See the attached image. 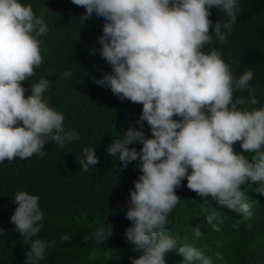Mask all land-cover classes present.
<instances>
[{"label":"clouds","instance_id":"clouds-1","mask_svg":"<svg viewBox=\"0 0 264 264\" xmlns=\"http://www.w3.org/2000/svg\"><path fill=\"white\" fill-rule=\"evenodd\" d=\"M104 18L100 47L92 49L111 65L95 82L108 87L121 100L142 103L137 124L146 121L151 136L130 126L115 138L106 152L122 162L139 159L141 170L130 190L125 213L132 224L124 233L128 242L141 250L129 257L131 264H166L165 253L175 249L183 256L181 264H213L212 259L190 243H179L168 234V214L179 202L174 191L186 177L187 187L201 198L251 216V204L241 185L259 182L257 192L264 194V106L241 108L235 89L248 87L253 71L234 78L230 64L213 48L205 45L215 36L224 41L237 22L239 0H73ZM215 6L227 19L213 22L209 17ZM210 28L213 31L210 32ZM48 32L43 14L22 0H0V163L5 158L43 156L49 141L63 146L79 139L76 129L66 130L64 114L44 98L49 80L41 77L31 83L25 95L24 81L42 62L39 39ZM71 73L65 71L67 77ZM250 102L256 104L254 95ZM174 116L180 118H174ZM240 141L244 152L234 151ZM142 144L139 151L130 147ZM79 160L84 171L96 165L95 148L84 147ZM246 153H251L249 157ZM17 203L10 217L15 230L29 239L27 259L39 264L48 242L36 236L44 214L40 197L18 190ZM214 214L205 219L213 227ZM6 229L0 227V233ZM110 233L103 226L94 237L105 241ZM199 230L197 235H199ZM35 237V238H34ZM64 241L71 239L65 233ZM84 239H88L87 236ZM219 255V254H217Z\"/></svg>","mask_w":264,"mask_h":264},{"label":"trees","instance_id":"trees-1","mask_svg":"<svg viewBox=\"0 0 264 264\" xmlns=\"http://www.w3.org/2000/svg\"><path fill=\"white\" fill-rule=\"evenodd\" d=\"M22 2L31 4L37 15L42 13L48 25V32L39 37L42 62L24 81L25 95L30 94L31 83L47 78L50 83L44 98L64 114V128L76 129L79 139L63 146L49 141L43 156L34 153L23 159L5 158L0 163V227L6 229L0 233V264H30L29 239L16 231L10 220L18 206L12 199L18 190L40 197L44 218L36 236L48 245L39 264H131L129 257H138L142 251L124 236L132 224L125 213L130 190L141 174L136 167L140 161L121 167L122 162L106 149L130 126L143 130L146 136L152 135L146 121L143 128L136 123L142 103L121 100L110 88L95 82V78L111 71V65L99 52L91 51L100 47L97 38L103 34V17L93 13L85 18L84 7L73 0ZM237 15L226 39L221 42L213 36L204 51L218 50L230 64L234 78L248 69L253 71L249 85L254 91L248 87L235 89L233 100L239 98L241 108H260L264 106V0H239ZM209 18L223 22L227 16L213 6ZM65 71L71 74L65 77ZM251 95L256 97V104L250 102ZM91 146L99 160L84 171L79 164L82 149ZM130 147L139 151L142 144ZM233 148L244 152L240 141ZM258 186L257 181L241 185L252 211L251 216H245L210 195L201 198L187 187L185 177L174 189L180 200L168 214V234L178 244H194L213 264H264V194L257 192ZM210 214H214L213 224L217 227L206 221ZM100 226L110 233L105 241L93 235ZM65 233L70 235L69 241L61 239ZM183 259L175 249L165 253L166 264H181Z\"/></svg>","mask_w":264,"mask_h":264}]
</instances>
